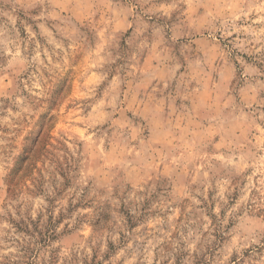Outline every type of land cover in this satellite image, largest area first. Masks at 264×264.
Returning <instances> with one entry per match:
<instances>
[{
    "label": "rangeland",
    "instance_id": "374dc122",
    "mask_svg": "<svg viewBox=\"0 0 264 264\" xmlns=\"http://www.w3.org/2000/svg\"><path fill=\"white\" fill-rule=\"evenodd\" d=\"M0 264H264V0H0Z\"/></svg>",
    "mask_w": 264,
    "mask_h": 264
}]
</instances>
